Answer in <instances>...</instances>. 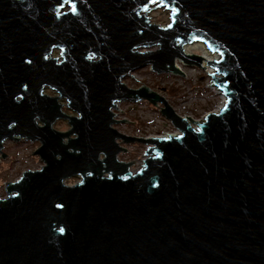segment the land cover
Instances as JSON below:
<instances>
[{
  "label": "water",
  "instance_id": "95a60500",
  "mask_svg": "<svg viewBox=\"0 0 264 264\" xmlns=\"http://www.w3.org/2000/svg\"><path fill=\"white\" fill-rule=\"evenodd\" d=\"M197 42L225 98L202 122L122 83L146 67L186 80L175 60L203 69L183 51ZM121 102L160 104L180 134H119ZM22 138L44 166L0 197V264H264V0H0V157ZM117 140L149 147L135 173Z\"/></svg>",
  "mask_w": 264,
  "mask_h": 264
},
{
  "label": "rangeland",
  "instance_id": "374dc122",
  "mask_svg": "<svg viewBox=\"0 0 264 264\" xmlns=\"http://www.w3.org/2000/svg\"><path fill=\"white\" fill-rule=\"evenodd\" d=\"M155 5L150 7L147 12V19L150 24L166 27L171 23V11L164 6L153 9ZM197 44H202L197 42ZM186 47V46H185ZM184 47V48H185ZM205 47H207L205 45ZM159 46L150 48L149 51L145 49H137L135 51L140 53L155 52ZM210 53H212L210 51ZM200 50H192L191 54L201 57ZM215 54L216 53H212ZM218 55V54H217ZM52 58H60V51L54 50ZM175 66L179 70L181 76L186 80L176 75H168L164 78L154 75L150 67L141 69L136 73H131L132 80L126 77L122 83L129 89L137 90L146 87L151 92L157 93L162 97L172 110L178 115L188 120V118L202 122L205 116L209 113L217 112L223 107L225 98L219 95L215 89L217 86L213 83V79L208 77L205 73L214 76V78H221L215 70L207 64H201L200 69L195 66H186L179 59L175 60ZM215 72L216 75L210 73ZM218 89V88H217ZM220 92V90L218 89ZM221 93V92H220ZM44 94L48 97H57L58 94L50 89H45ZM63 106V112L67 116L77 117L78 115L72 110L65 107V100H60ZM163 107L152 106L149 103L138 102L132 103H118L117 112L122 116L116 114L115 121L119 123H126L127 125H117L113 128L120 134L134 139H147L153 137H166V135H179L172 127L170 121H165L160 110ZM40 125V123L38 124ZM41 126V125H40ZM53 129L58 132H68L71 130L67 120H58L54 123ZM75 138V137H71ZM18 143L11 140L4 142L3 153L5 159H0V197L5 198L6 183L15 181L20 175L28 170L35 171L40 169L44 163L35 157V152L38 150L39 142H31L29 140L19 139ZM119 142V141H118ZM120 146L122 142H119ZM126 149V154L120 155V160L131 162V172H135L141 168L145 160V154L149 147H144L139 144L122 145ZM80 181L79 177L70 178L66 185L73 186Z\"/></svg>",
  "mask_w": 264,
  "mask_h": 264
},
{
  "label": "bare ground",
  "instance_id": "6f19581e",
  "mask_svg": "<svg viewBox=\"0 0 264 264\" xmlns=\"http://www.w3.org/2000/svg\"><path fill=\"white\" fill-rule=\"evenodd\" d=\"M144 14H145V16H146V18H147V12H144ZM148 20V19H147ZM157 47V46H156ZM154 48V47H153ZM150 49V48H149ZM149 49H145V50H147V51H149ZM152 49V48H151ZM192 50H200L201 51V58H202V60L203 61H206L207 63H202V64H207V65H209V64H211V63H213L214 61H217V60H219V55H215V54H212V53H210V50L207 48V47H205V45H202V44H197V43H195L194 45H187L185 48H183V51H184V53L185 54H191V51ZM163 52H164V50H163ZM137 53H140V52H137ZM209 63V64H208ZM210 66V65H209ZM211 67V66H210ZM210 73H212V74H214V75H216V73L213 71V72H210ZM215 91L219 94V95H222L219 91H218V89L216 88L215 89ZM221 109V108H220ZM113 111V110H112ZM176 136H177V134H175ZM166 136H174V135H166Z\"/></svg>",
  "mask_w": 264,
  "mask_h": 264
},
{
  "label": "flooded vegetation",
  "instance_id": "af4514ba",
  "mask_svg": "<svg viewBox=\"0 0 264 264\" xmlns=\"http://www.w3.org/2000/svg\"><path fill=\"white\" fill-rule=\"evenodd\" d=\"M45 89H47V88H45ZM45 89H44V90H45ZM43 94H44V91H43ZM17 100H18V99H17ZM65 102H66V101H65ZM59 103H60L61 105H63L61 102H59ZM63 106H64V105H63ZM65 107H66V104H65ZM114 111H115V110H114ZM62 112H63V108H62ZM63 113H64V112H63ZM112 113H113V114L115 115V117H116V114H115L113 111H112ZM64 114H65V113H64ZM65 115H66V114H65ZM77 117H78V116H77ZM115 117H114V119H115ZM59 120H61V119H59ZM57 121H58V120H57ZM117 122H118V121H117ZM37 123L39 124L40 122L37 120ZM118 124H119V122L117 123V125H118ZM40 125H41V123H40ZM40 125H39V126H40ZM41 126H42V125H41ZM113 126H114V125H113ZM113 126H112V128H113ZM113 129H114V128H113ZM114 130H115V129H114ZM62 133H64V132H62ZM119 134H120V133H119ZM121 135H122V134H121ZM71 136H72V135H71ZM123 136H124V135H123ZM125 137H127V138H133V137H128V136H125ZM18 138H19V137H18ZM70 138H71V137H70ZM22 140H26V139L22 138ZM5 141H7V140H5ZM5 141H4V142H5ZM118 141H119V142H122V143H123V141H122V140H117L116 142L118 143V145H119L120 148H122V149L125 150L124 152H119V153H118V155H117V160H118V162H121V163H124V164L131 163V162H125V161H122V160L119 159L121 154H126L127 152H126V149H125L124 147L120 146V143H119ZM4 142L2 143V151H1L2 153H3V149H4ZM14 143H16V142H14ZM39 144H40V143H39ZM124 144H125V143H124ZM39 147H40V146H39ZM0 155H1V154H0ZM2 155H4V158H5V154H2ZM38 157H39V156H38ZM4 158H2V156L0 157V159H4ZM131 164H132V163H131ZM43 166H44V165H43ZM41 167H42V166H41ZM41 167H40V169H41ZM131 167H132V166H131ZM131 167H130V169H131ZM40 169H38V170H40ZM130 169H129V170H130ZM28 171H31V170H28ZM35 171H37V170H35ZM26 172H27V171H26ZM130 172H131V170H130ZM135 172H136V171H135ZM135 172H134V173H135ZM131 173H133V172H131ZM22 174H23V173H22ZM22 174H21V175H22ZM21 175H20V177H21ZM20 177H18L16 180H18ZM73 178H74V177H73ZM16 180H15V181H16ZM15 181H13V182H9V183H14ZM66 182H67V181H65L64 183L66 184ZM9 183H6V185L9 184ZM76 184H77V183H76ZM6 185H5V188H6ZM74 185H75V184H74ZM74 185H73V186H74ZM5 192H6V190H5ZM6 195H7V194H6Z\"/></svg>",
  "mask_w": 264,
  "mask_h": 264
}]
</instances>
